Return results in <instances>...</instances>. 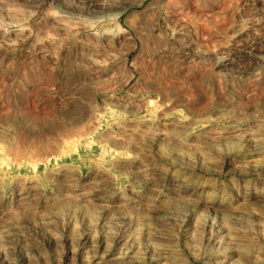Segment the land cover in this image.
Here are the masks:
<instances>
[{
	"label": "rangeland",
	"instance_id": "1",
	"mask_svg": "<svg viewBox=\"0 0 264 264\" xmlns=\"http://www.w3.org/2000/svg\"><path fill=\"white\" fill-rule=\"evenodd\" d=\"M0 264H264V0H0Z\"/></svg>",
	"mask_w": 264,
	"mask_h": 264
}]
</instances>
